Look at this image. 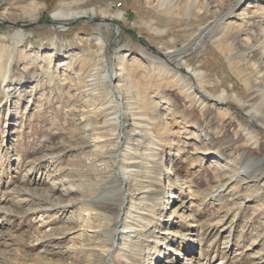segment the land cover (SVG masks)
<instances>
[{"label": "rangeland", "instance_id": "374dc122", "mask_svg": "<svg viewBox=\"0 0 264 264\" xmlns=\"http://www.w3.org/2000/svg\"><path fill=\"white\" fill-rule=\"evenodd\" d=\"M262 96L264 0H0V264H264Z\"/></svg>", "mask_w": 264, "mask_h": 264}, {"label": "bare ground", "instance_id": "6f19581e", "mask_svg": "<svg viewBox=\"0 0 264 264\" xmlns=\"http://www.w3.org/2000/svg\"><path fill=\"white\" fill-rule=\"evenodd\" d=\"M160 1H162V0H157V3L159 4ZM31 8L32 9H30V8L27 9V12H35L36 11V5L31 7ZM65 9H67V8H64V6L60 5V7L54 13H51V15H50L51 22L54 24V26H57L55 28L60 30V31H63V29H64V26H65V24H63L64 22L74 21V20L76 21V20H79V19H90V18H92L95 15V11L94 10H82V11L79 10V11H77V10H71V9L65 10ZM106 14L107 13H105V12H103V13L101 12L102 16H100V18H102L103 20H104V18L106 19ZM110 17L115 18L116 20L120 19L119 15H116L114 17L110 15ZM14 36L16 38H18L19 42L23 41L24 38H25V35L21 31H16ZM162 57L163 58H167V57L170 58L169 54H164V55H162ZM112 78H114V80H115V76H114L113 73L109 74V76H108L109 83H111V79ZM115 88L116 89H112L113 94L115 95V97L117 96L120 99L121 95H119V94L116 95L117 86H115ZM121 88H122V86H121ZM256 95L261 96L262 93L259 91L258 94L256 93ZM201 97L206 99V97L204 95H202V96L200 95V98ZM260 98L262 99V107H263L262 110H263V114H264V98H263V96L260 97ZM222 102H223L222 97H219L216 100V103H220L221 104ZM259 107H260V103H259ZM244 113H245L246 117L251 119V117H249L250 116V111L249 110L245 111ZM116 117L120 118L119 107H118V113L116 114ZM261 130L264 131V126H262ZM122 139H123V135L117 133L116 142H115V145H114V148H113L114 149L113 154H114V158L115 159H117V157H118V150H119V147L121 145ZM261 161L262 160H258V161L249 160V161H247L242 167L243 172L245 174L252 173L254 175H262L263 174V170L261 168ZM164 173L166 175H171V171L169 170V167H167V170L165 169ZM127 174L128 173H127L126 170H121V169H116V172L114 174V180H115L114 182H115V186L117 187L116 190L114 191L115 192L114 197L116 198L117 205H118L119 209H121L123 207L124 203L126 202V198H127L125 192L123 191L124 190V185H125V183H127L126 182ZM171 198L175 199L174 197H171ZM120 233L123 234V232H120ZM115 236H116V234L114 232V237ZM115 248H116L115 247V243L112 240L110 242V244H109V247H108L107 251H106V255H105V259L106 260H107V258H109V256L111 255V253L113 252V250Z\"/></svg>", "mask_w": 264, "mask_h": 264}, {"label": "water", "instance_id": "95a60500", "mask_svg": "<svg viewBox=\"0 0 264 264\" xmlns=\"http://www.w3.org/2000/svg\"><path fill=\"white\" fill-rule=\"evenodd\" d=\"M53 24V23H52Z\"/></svg>", "mask_w": 264, "mask_h": 264}]
</instances>
